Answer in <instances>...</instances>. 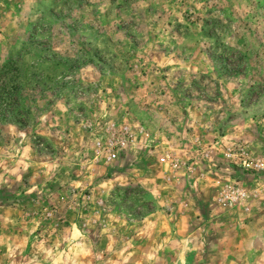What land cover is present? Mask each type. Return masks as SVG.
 I'll return each mask as SVG.
<instances>
[{
	"label": "rangeland",
	"instance_id": "374dc122",
	"mask_svg": "<svg viewBox=\"0 0 264 264\" xmlns=\"http://www.w3.org/2000/svg\"><path fill=\"white\" fill-rule=\"evenodd\" d=\"M0 264H264V0H0Z\"/></svg>",
	"mask_w": 264,
	"mask_h": 264
},
{
	"label": "built area",
	"instance_id": "2783aa9c",
	"mask_svg": "<svg viewBox=\"0 0 264 264\" xmlns=\"http://www.w3.org/2000/svg\"><path fill=\"white\" fill-rule=\"evenodd\" d=\"M119 147H121V148H123L124 146H125V142H123V141H119L118 142V144H117ZM116 157V155H115V153H110V158L111 159H114ZM162 162H164L165 161V158H162V160H161ZM175 166V165H174ZM244 166H246V167H250V165H246L245 163H244ZM255 168H257V167H261V165H255L254 166ZM242 196V197H241ZM226 197V199L227 200H229V201H231L230 203V205H233V203H235V199H236V197L234 196V195H232V196H225ZM232 197V198H231ZM240 197L241 198H243L244 197V194L242 193V194H240Z\"/></svg>",
	"mask_w": 264,
	"mask_h": 264
},
{
	"label": "crops",
	"instance_id": "0c3cea01",
	"mask_svg": "<svg viewBox=\"0 0 264 264\" xmlns=\"http://www.w3.org/2000/svg\"><path fill=\"white\" fill-rule=\"evenodd\" d=\"M245 229V228H244Z\"/></svg>",
	"mask_w": 264,
	"mask_h": 264
}]
</instances>
